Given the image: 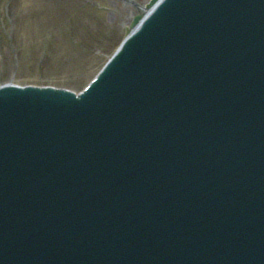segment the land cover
I'll return each instance as SVG.
<instances>
[{"label":"water","instance_id":"obj_1","mask_svg":"<svg viewBox=\"0 0 264 264\" xmlns=\"http://www.w3.org/2000/svg\"><path fill=\"white\" fill-rule=\"evenodd\" d=\"M0 264H264V0L159 1L80 98L0 89Z\"/></svg>","mask_w":264,"mask_h":264},{"label":"rangeland","instance_id":"obj_2","mask_svg":"<svg viewBox=\"0 0 264 264\" xmlns=\"http://www.w3.org/2000/svg\"><path fill=\"white\" fill-rule=\"evenodd\" d=\"M31 1L23 0L27 5L19 9L14 1L0 2V81L15 77L22 83L80 88L116 48L123 37L122 27L138 13L136 6H143L148 0H84L85 5L79 0H72L77 4L70 0L54 4ZM79 3L86 6L84 14L72 9ZM97 4L102 11L96 9ZM77 32L89 41L71 39ZM95 46L99 51H93ZM80 58H85L86 63L79 65ZM42 63L47 66L37 70ZM89 70L93 72L88 73Z\"/></svg>","mask_w":264,"mask_h":264}]
</instances>
